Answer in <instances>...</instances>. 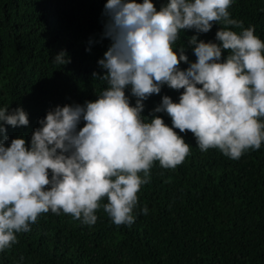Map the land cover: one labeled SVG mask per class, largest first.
Segmentation results:
<instances>
[{
  "label": "clouds",
  "instance_id": "obj_1",
  "mask_svg": "<svg viewBox=\"0 0 264 264\" xmlns=\"http://www.w3.org/2000/svg\"><path fill=\"white\" fill-rule=\"evenodd\" d=\"M232 3L162 0L158 8L155 0H106L101 39L110 46L98 60L103 74L93 73L106 83L97 99L50 109L30 143L22 136L8 143L7 126L30 123L24 108L0 107V252L49 210L94 225L102 206L115 225L131 226L154 163L175 169L190 155L180 133L190 132L201 152L217 149L230 159L261 148L264 40L232 18ZM213 25L220 26L215 40L200 39ZM189 30L195 34L174 47ZM53 62L71 58L62 50ZM165 85L178 101L164 95L144 116V101ZM141 212L148 214L146 205Z\"/></svg>",
  "mask_w": 264,
  "mask_h": 264
},
{
  "label": "trees",
  "instance_id": "obj_2",
  "mask_svg": "<svg viewBox=\"0 0 264 264\" xmlns=\"http://www.w3.org/2000/svg\"><path fill=\"white\" fill-rule=\"evenodd\" d=\"M161 2L155 0L158 8ZM105 3L0 0V107L22 106L30 121L7 126L9 144L21 136L30 143L50 109L95 100L106 86L93 78L103 74L98 60L110 46L101 39ZM229 12L264 40V0H233ZM219 27L199 38L214 41ZM193 34L181 32L174 47ZM62 50L71 58L64 66L53 62ZM186 52L196 59L191 48ZM126 92L134 105L131 89ZM164 95L178 101L180 93L165 85L144 101L143 115ZM156 115L171 126L166 113ZM180 135L191 145L190 155L175 169L154 163L131 226L115 225L102 206L94 225L49 210L29 232L17 233L18 243L0 252V264H264V143L230 159L217 149L201 152L190 132ZM145 205L147 215L141 212Z\"/></svg>",
  "mask_w": 264,
  "mask_h": 264
}]
</instances>
